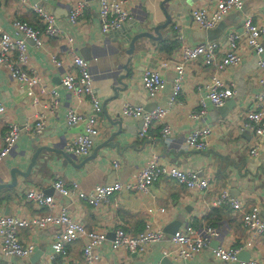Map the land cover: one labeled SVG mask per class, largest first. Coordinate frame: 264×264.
<instances>
[{"label":"crops","instance_id":"1","mask_svg":"<svg viewBox=\"0 0 264 264\" xmlns=\"http://www.w3.org/2000/svg\"><path fill=\"white\" fill-rule=\"evenodd\" d=\"M40 4L56 18L60 34L47 39L42 48L29 42L28 66L40 75L42 85L55 87L59 105L54 113L47 116L43 130L39 134L24 131L9 153L0 160V184L11 183L10 170L14 167L25 171L37 147H41L37 164L27 177L16 175L14 185L0 187V213L23 218H32L46 213L47 208H39L25 197L29 189H40L53 196L54 212L66 207L73 218L89 229L104 231L106 240L98 248L100 264H243L250 259L264 260V235L249 232L240 219L239 212L227 207H216L213 202L226 189L230 195L239 197L243 206L250 209L257 206L264 216V140L257 154L249 153L255 136L247 129H241L244 114L250 108L262 86L258 81V61L264 59L263 51L257 55L246 43L245 36L239 41L238 52L241 60L219 72L222 80L233 83V96L221 106H213L205 97L203 89H198L213 74L212 65L203 57L185 63L182 90L179 100L169 106L168 100L176 75L175 65L181 57V45H195L205 40L220 43L217 53L220 59L227 50L225 36L230 31H242L246 17L264 25V0H243L242 8L230 12L214 28L204 30L191 17L193 8L205 5L207 0H170L165 3L169 10L170 23L159 29L161 38H139L132 55H117L116 43L120 44V29L103 33L98 17V0H86L88 7L82 19L71 24L67 19L70 6L78 0H29ZM162 0H128L132 17L120 28L127 32L138 24L157 25L165 21L160 9ZM30 2L0 0V26L13 31V21L23 19L40 27L41 23ZM222 26L220 27V25ZM143 30L140 28L139 31ZM130 34H132L130 32ZM73 39V51L86 59L93 79V89L101 103V112L96 114L98 135L94 138L91 151L84 156L74 155L67 146L75 134L83 132L84 124L68 125L65 114L69 109L92 114L87 96L77 99L61 85L64 70H72V58L63 48L67 37ZM178 36H181L180 41ZM209 36V37H208ZM122 49L128 47L123 44ZM56 54L63 68L56 67L51 56ZM127 63L128 77L123 81L125 89L115 94L117 80L124 72L121 63ZM154 69L165 79V89L155 98L148 96L141 82V74ZM0 97L5 111L0 114V138L7 124H33L35 108L30 96L0 68ZM41 101H49L43 96ZM204 103L206 112L191 118ZM125 104L142 106L145 110L168 107L165 123L171 134L161 132L163 123H153L145 136H140L142 119L124 116ZM209 125L211 133L205 149L196 151L183 147L184 136L191 130ZM1 142V141H0ZM152 155L165 164H173L184 170L196 171L209 178L206 190L188 189L173 179L161 177L147 192H122L111 196L107 202L97 206L88 204L74 195L71 198L60 195L52 186L56 176L65 181H74L85 191L98 184H108L116 180L126 181L138 171ZM118 163L114 167V163ZM148 222L154 230L162 233V239L148 244L143 253H129L123 249H113L111 241L114 230L124 229L136 235ZM202 231L207 224L216 227L218 234L208 247L191 258H174L164 255L170 249L172 233L190 224ZM60 226L44 229L29 225L19 230L24 243L33 245L32 253L26 258L2 255L0 264L7 261L16 264H57L59 258L52 255L51 241ZM218 245L240 248L235 261L226 262L214 257L212 249ZM83 240L69 244V257L81 258Z\"/></svg>","mask_w":264,"mask_h":264},{"label":"built area","instance_id":"2","mask_svg":"<svg viewBox=\"0 0 264 264\" xmlns=\"http://www.w3.org/2000/svg\"><path fill=\"white\" fill-rule=\"evenodd\" d=\"M20 3H28L29 0H18ZM46 2L54 0H43ZM212 7L205 5L191 10V17L197 26L204 30L214 28L226 15L232 11L242 8L243 0H207ZM31 9L35 12L41 23L36 27L26 20L15 19L13 31L0 26V68L7 75L17 81L20 87L30 96L31 105L38 110L35 112L34 123L20 125L16 122L7 124L6 130L0 138V160L3 159L21 133L24 131L39 134L46 123L47 116L54 113L59 105L58 91L55 87H46L40 81V75L36 70L28 66L29 42L37 48H42L47 39L60 34L55 16L45 10L38 3H31ZM88 7L86 0H78L68 10L67 19L71 24H76L82 19L83 13ZM98 17L100 30L108 33L119 29L131 17L128 0H98ZM245 36L247 45L259 55L263 51L262 36L264 25L255 23L250 16L246 17L242 24V31H230L226 34L227 50L218 59L217 53L220 43L216 40H205L195 45L182 44L181 57L175 65L176 75L173 79L172 89L168 105L178 102L182 90V79L185 63L203 57L209 65H212L213 74L208 81L198 87L206 93L205 97L213 106L225 104L233 96V83L222 80L219 72L228 66H233L241 60L238 52L239 41ZM181 36H178L180 41ZM73 39L68 35L63 50L68 52L72 58V70H64L61 76V85L77 99L84 96L89 98L92 114L76 112L69 109L65 114L68 125L84 124V132L75 134L71 143L67 146L74 155H87L93 146L94 138L98 135L96 126V114L101 112V103L93 89V79L89 70V63L83 57L73 51ZM52 63L63 68L62 61L56 54L51 56ZM258 81L262 86L257 93L250 108L244 114L241 129H247L255 136V141L249 149V153H258L260 144L264 140V59L258 61ZM141 82L147 94L155 98L165 89V79L157 70L147 68L141 74ZM47 96L49 101H41ZM5 106L0 97V114L4 113ZM168 107H155L145 110L142 106L125 104L121 113L124 116L141 118L142 128L140 136H145L153 123H163L161 132L164 136L171 134V128L166 124L165 117ZM206 112V106L202 102L199 109L190 114L191 118H198ZM211 127L205 125L189 131L183 140V147L189 150L200 151L206 148ZM118 163H114L117 167ZM165 177L184 185L188 189L206 190L209 187V178L200 176L196 171L184 170L173 164H165L159 161L158 157L152 155L150 159L135 174L126 181L116 180L108 184H98L91 190L85 191L74 181H65L56 176L53 180V188L62 196L71 198L74 195L85 200L88 204L97 206L107 202L112 195L122 192H147L148 189L159 178ZM25 197L36 204L39 208H47V212L32 218H23L11 214L0 213V252L2 255H10L17 258H26L33 251V245L24 243L19 237L20 228L33 225L44 229L48 226H60L61 230L54 233L51 247L54 259L59 258L57 264H100L98 248L106 240L104 231H95L87 228L80 221L71 216L66 207H60L54 212L55 200L52 195L40 189H29ZM216 207H227L239 212L240 219L245 228L256 235H264V216L261 215L257 206L247 209L239 197L232 196L224 189L214 200ZM218 234L216 227L207 224L202 231H198L193 225L188 224L172 233L169 240L171 247L164 251V255H171L174 258H191L209 246L213 237ZM162 239V233L154 230L146 222L142 231L136 235H130L122 228L114 230V237L111 241L113 249H123L129 253H143L148 244L158 242ZM83 240L81 258L72 259L69 257V244ZM240 248L218 245L212 249L215 258L231 262L238 257ZM3 264H16L7 261ZM243 264H264V260L250 259Z\"/></svg>","mask_w":264,"mask_h":264},{"label":"water","instance_id":"3","mask_svg":"<svg viewBox=\"0 0 264 264\" xmlns=\"http://www.w3.org/2000/svg\"><path fill=\"white\" fill-rule=\"evenodd\" d=\"M168 1H170V0H162L160 3V9L165 16V21L163 23H160L157 25H151V27H148V25L145 26L142 24H138L134 29H131L129 32H127L125 30V28H119L120 32H121V34H119L121 43L120 44L116 43V45H115L116 50L118 52L116 57L118 55L120 57H122L123 55H127V56L132 55L134 48H135V43L139 38H143V37H148L151 39H160L161 38V34H160L159 29L165 28L170 23V19H171L170 14L168 12L169 10L165 6V3H167ZM140 28H143V30L139 31ZM130 32L132 34H130ZM123 44L128 45V47L124 50L122 49V47L124 46ZM129 58L130 57H128L124 63H122V58H120L119 62H121V63H117V65L121 64L124 72L121 73L118 77V80H117L118 86L115 87V92H116L115 94H117L118 90L125 89L127 86L123 80L128 77L127 63H129V60H130ZM83 132H84V129H83ZM40 150H41V147H37L35 149L33 155L31 156L30 163L28 164L25 171L19 169L18 167L12 168L10 170L11 183H9V184L2 183V184H0V187L6 186V185H14L16 182V175H21L23 177L29 176L32 168L37 164V158H38V155L40 153Z\"/></svg>","mask_w":264,"mask_h":264},{"label":"rangeland","instance_id":"4","mask_svg":"<svg viewBox=\"0 0 264 264\" xmlns=\"http://www.w3.org/2000/svg\"><path fill=\"white\" fill-rule=\"evenodd\" d=\"M222 26V24L220 25V27Z\"/></svg>","mask_w":264,"mask_h":264}]
</instances>
